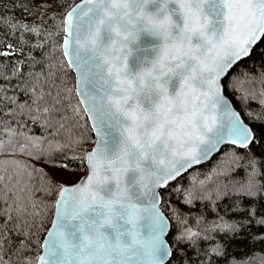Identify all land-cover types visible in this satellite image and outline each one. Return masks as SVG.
Wrapping results in <instances>:
<instances>
[{
	"label": "snow or ice",
	"instance_id": "6c2138e0",
	"mask_svg": "<svg viewBox=\"0 0 264 264\" xmlns=\"http://www.w3.org/2000/svg\"><path fill=\"white\" fill-rule=\"evenodd\" d=\"M57 2L63 8L58 47L75 74V94L97 139L85 149L88 137L69 135L81 148L87 173L71 182L48 181L51 188L45 192L54 197L55 219L42 242L33 239L29 228L16 232L18 242L13 245L3 230L12 219L7 216L0 226V264H16L6 260L9 252L18 264H165L166 258L181 251V244L192 248L200 240L214 239L208 233L247 228L251 223L247 219L206 222L203 216L194 217L193 227L191 208L194 201H212L214 196L243 200L264 194V185L257 180L264 175L260 170L264 159L247 152L226 156L214 175L227 183L219 180L211 189L204 187V181L198 182L199 187H176L179 203L167 212L161 210L158 189L168 188L194 164L220 151L221 145L243 151L257 143L254 129L232 101L245 106L255 101L264 109V72L229 77L264 42V0ZM39 6L52 5L41 0ZM21 7L28 11L26 4ZM0 21L10 29L41 35L36 25L8 23L2 17ZM11 56L0 49V57ZM47 67L46 73L28 71L13 95L0 83V132L6 130L10 138L18 135L11 121L38 124L43 139L38 136L32 143L29 137L28 142L33 147L55 142L60 150L65 145L56 137L61 130L70 132L65 127L67 111L79 112L71 104L73 90L66 87L64 77H58L51 64ZM21 74L17 65L10 74H0V81L10 85ZM229 91L236 94L232 99ZM245 115L259 119L251 111ZM5 152L0 140V155ZM245 158L247 163L241 165ZM241 167L244 179H235ZM233 211L244 214L246 209L237 205ZM247 214L255 216L256 209ZM256 224L264 228V217ZM141 229L147 230L146 238ZM170 235L175 243L169 242ZM260 241L264 243V236ZM222 254L220 244L205 252L206 257Z\"/></svg>",
	"mask_w": 264,
	"mask_h": 264
},
{
	"label": "trees",
	"instance_id": "16d2710c",
	"mask_svg": "<svg viewBox=\"0 0 264 264\" xmlns=\"http://www.w3.org/2000/svg\"><path fill=\"white\" fill-rule=\"evenodd\" d=\"M63 2L67 4L68 0H63ZM40 3L41 0H0V17L7 20L8 23L36 25L41 32L40 36H36L22 28L10 29L0 21V44L12 45V48L9 49L12 56L10 58L0 57V74H10L17 65L22 70L20 78L13 79L10 85L4 81H0V83L9 87L8 95H13L15 85L26 76L28 71L46 73L47 66L51 64L52 71L58 77L63 76L66 87L73 90L70 100L79 114L74 113L72 108L68 109L69 119L65 127L70 129V132L61 130L56 137L61 145H65L60 150H56L58 146L55 142L51 145L45 142L39 147H33L28 142L29 137L32 138V143H37L35 138L38 136L43 139L44 130L38 124L28 122L21 126L11 121V126L17 129L19 134L10 138L6 130L0 132V140L4 141L6 148V152L0 155V161H4L3 164H0V177H3L0 179V226H4L8 215L12 217L11 220H7V226L3 230L4 234L13 240V245L18 242L16 232L29 228L35 233L33 239L42 242L46 229L50 225L54 213L52 207L54 197L46 195L45 190L51 188L49 180L55 183L60 182V179L50 171L48 166L62 168L61 165H67L66 170L85 172L86 167L82 160L81 148L68 139L69 135L88 137L89 143L83 145L85 149H89L94 142V132L90 130V121L87 120L83 106L75 94V74L67 68L66 58L61 55L58 47L61 39L56 33L59 31L60 13L63 8L58 6L57 0H49L52 5L50 8L40 7ZM22 4L27 5L28 11H24L21 7ZM37 45H43V47L38 48ZM0 49L5 50L3 47ZM262 53H264V42L254 48L250 58L244 59L235 66L229 79L231 80L239 73L259 75L264 72V55ZM36 61H41V63H35ZM33 64H35V68H32ZM57 83H60L59 79H57ZM19 95L21 99H27L23 94ZM234 95L236 94L229 91V99H232ZM232 104L237 111L241 112L242 119L254 129L257 143L252 145L250 150L243 151L230 144L222 145L220 151L214 153L210 158L187 169L168 188L160 189L163 211L167 212L170 207L179 203V194L174 191L176 187L181 189H188L193 185L199 187L198 182L204 181V187L211 189L219 180L227 183L226 179L214 175V170L220 169L221 161L226 156L230 157L233 153L244 155L247 152L258 160L264 159V109H261L255 101H249L247 106L235 100L232 101ZM247 111H251L259 119L245 115ZM48 139L52 140V137L48 136ZM20 144L25 145L23 150H21ZM28 152H31L32 156H29ZM36 156H40L41 159L36 160L34 158ZM246 163V158L240 161L241 165ZM248 170L250 171V169ZM260 170L264 172V166H260ZM244 176L245 169L243 167L234 174L235 179L242 180ZM257 180L259 184L264 185V175L257 177ZM237 205L246 209L244 214L233 211ZM252 208L256 209L255 216L247 214V210ZM185 211L187 212L189 209L185 208ZM196 216H203L206 222H220L222 217L224 221L230 223H238L241 219L250 220L251 223L247 228L237 233L219 231L208 233L214 239L200 240L192 248H189L187 244H181L179 245L181 251L170 257L165 264H169V261L170 264H181V262L182 264H264V243L260 241V237L264 236V228L256 224L257 220L264 217V194L245 197L243 200H237L235 197L216 199L215 196L212 201L196 200L194 207L191 208L190 223L193 227ZM168 239L170 243H175L171 235ZM216 244L222 246L223 254L206 257L205 252ZM26 255L32 256L33 253ZM10 258L18 264L11 252H9V256H6V260Z\"/></svg>",
	"mask_w": 264,
	"mask_h": 264
},
{
	"label": "rangeland",
	"instance_id": "374dc122",
	"mask_svg": "<svg viewBox=\"0 0 264 264\" xmlns=\"http://www.w3.org/2000/svg\"><path fill=\"white\" fill-rule=\"evenodd\" d=\"M48 168L60 181H75L83 173L81 170L70 171L56 166H48Z\"/></svg>",
	"mask_w": 264,
	"mask_h": 264
},
{
	"label": "water",
	"instance_id": "95a60500",
	"mask_svg": "<svg viewBox=\"0 0 264 264\" xmlns=\"http://www.w3.org/2000/svg\"><path fill=\"white\" fill-rule=\"evenodd\" d=\"M78 2H79V1H77V3H78ZM1 47L5 48L6 51H10L9 48H7V45L5 46V45H3V44H0V48H1ZM66 59H67V58H66ZM75 85H76V79H75ZM82 106L84 107L83 104H82ZM232 106H233V104H232ZM233 108L236 110V108H235L234 106H233ZM236 111H237V110H236ZM90 124H91V121H90ZM96 139H97V136H96V134L94 133V141H95ZM92 146H94V142H93ZM92 146H91V147H92ZM221 146H222V145H221ZM221 146H220V147H221ZM212 155H213V154H212ZM212 155H211V156H212ZM211 156H210V157H211ZM210 157H209V158H210ZM206 160H207V159H206ZM204 161H205V160H204ZM202 162H203V161H202ZM194 165H195V164H194ZM86 173H87V168H86L85 172H83L79 177H83ZM158 191L160 192V189H158ZM160 194H161V193H160ZM161 210H162V209H161ZM162 211H163V210H162ZM53 219H55L54 213H53L52 220H51L50 225L48 226V228L51 227V224H52ZM48 228H47V229H48ZM141 234H142L143 237L146 238V237H147V230H146V229H141ZM45 235H46V233H45ZM45 235H44V237H45ZM44 237H43V238H44ZM42 241H43V240H42ZM169 259H170V257H169V258H166L165 262H166L167 260H169Z\"/></svg>",
	"mask_w": 264,
	"mask_h": 264
}]
</instances>
